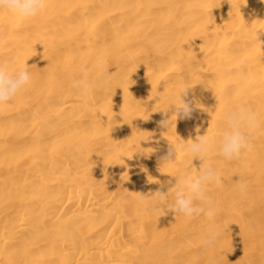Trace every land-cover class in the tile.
<instances>
[{"label": "bare ground", "instance_id": "bare-ground-1", "mask_svg": "<svg viewBox=\"0 0 264 264\" xmlns=\"http://www.w3.org/2000/svg\"><path fill=\"white\" fill-rule=\"evenodd\" d=\"M0 64L31 73L0 106V264H264V125L240 158L216 148L226 112L264 118V0H49L0 12ZM204 134L214 216L153 211Z\"/></svg>", "mask_w": 264, "mask_h": 264}, {"label": "clouds", "instance_id": "clouds-1", "mask_svg": "<svg viewBox=\"0 0 264 264\" xmlns=\"http://www.w3.org/2000/svg\"><path fill=\"white\" fill-rule=\"evenodd\" d=\"M48 4L49 0H0V12H7L28 20L37 17L47 8ZM82 72V78L73 80L71 87L77 91L89 92L94 84L88 79L87 70L82 69ZM30 82L31 73L28 69L24 68L10 72L5 64H0V106L12 101L30 85ZM189 88H185L180 93L171 107L175 122L178 118L190 119L195 110L194 101L184 99L187 95L186 90ZM164 112L167 113L168 111ZM223 123L224 127L218 134L219 140L216 148L219 155L225 160L231 161L240 158L251 150L252 143L249 132L264 125V118H261L257 112L241 106L226 112L223 116ZM161 125L168 129L169 119L162 120ZM150 138L151 136L142 141H147ZM213 139L214 137L208 134L198 135L195 140L186 141L180 146L190 156L189 168L195 169V172L174 177L175 183L167 192L156 191L152 194L150 204L153 211L164 212L170 210L189 219L201 215L211 219L214 216L216 209L206 191L209 184L218 182L220 179L217 171L208 162ZM172 151L176 154V147L173 146ZM171 154L170 151L169 157ZM194 159L202 161L199 170L193 166ZM171 160L165 158L164 162ZM241 188H243V185H241ZM169 196L172 197L171 201H169ZM145 199V197H141L142 201Z\"/></svg>", "mask_w": 264, "mask_h": 264}]
</instances>
